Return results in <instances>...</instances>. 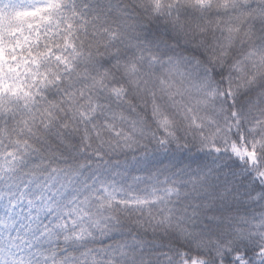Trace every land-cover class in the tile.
I'll return each mask as SVG.
<instances>
[{
  "label": "snow or ice",
  "instance_id": "1",
  "mask_svg": "<svg viewBox=\"0 0 264 264\" xmlns=\"http://www.w3.org/2000/svg\"><path fill=\"white\" fill-rule=\"evenodd\" d=\"M0 264H264V0H0Z\"/></svg>",
  "mask_w": 264,
  "mask_h": 264
}]
</instances>
